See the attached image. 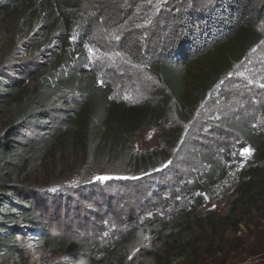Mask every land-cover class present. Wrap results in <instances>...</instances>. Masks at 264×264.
<instances>
[{"label":"trees","instance_id":"16d2710c","mask_svg":"<svg viewBox=\"0 0 264 264\" xmlns=\"http://www.w3.org/2000/svg\"><path fill=\"white\" fill-rule=\"evenodd\" d=\"M26 2L43 10L44 45L56 41L62 56H52L48 76L30 86L22 83L20 71L8 77L0 72V261L22 257L17 236L30 230L48 253L64 256L55 264H126L139 245L147 250L134 264L193 263L203 246L217 243L220 230L236 233L244 224L249 231V221H264L263 127L242 118L231 127L234 136L221 134L222 154L197 150L203 170L177 183L160 181L156 173L177 163L169 155L180 148L183 126L162 135V149L137 155L131 148L141 128L166 123L172 101L182 124L191 122L186 112L204 101L232 59L239 61L264 40V0H0V13ZM106 18L118 28L98 24ZM77 22L88 33L70 42ZM111 35L121 37L117 48L111 47ZM89 37L103 38L131 63L147 66L161 85L160 105L114 99L100 71L84 68ZM205 58L208 63L200 62ZM196 67L201 68L193 72ZM77 96L80 102L73 99ZM258 104L264 113V104ZM232 147L251 151L240 170L230 165ZM55 158L68 168L83 161L101 166L111 181L80 182L79 205L64 188L41 191L43 186L30 184L31 173ZM57 171L45 183L53 182ZM231 174L237 178L227 190ZM140 176L149 177V196L127 202ZM214 192L227 201L225 215L202 210L206 200L218 199ZM97 203L103 209L92 210L93 219L83 216L86 232L72 231L68 224L80 220V210ZM259 234L263 239L264 225Z\"/></svg>","mask_w":264,"mask_h":264},{"label":"rangeland","instance_id":"374dc122","mask_svg":"<svg viewBox=\"0 0 264 264\" xmlns=\"http://www.w3.org/2000/svg\"><path fill=\"white\" fill-rule=\"evenodd\" d=\"M96 1L101 2L103 0ZM83 16H86V13L81 17L84 18ZM102 22L98 24L103 26L107 24L115 27V29L118 28V23L114 24L109 22L108 19H104ZM45 24L43 10L37 2H26L0 13V72L3 76H14L12 71H20L22 73V83L28 86L35 84L34 81L39 77L48 76V73H50L48 62L52 56L61 51V45L53 40L44 45ZM85 29L86 26H82L77 22L70 33V42H74L77 34L86 35L88 32ZM111 39V47L117 48V45L121 43V37L111 35ZM85 50L88 64L84 68H95V70L100 71L101 78L111 85L114 99L134 106L146 105L150 108H157L160 105L158 94L161 85L147 66H137L131 63L119 50L109 48L103 38L89 37L86 41ZM59 56H62L61 52ZM208 59L205 58L200 62L207 61L208 63ZM210 59L215 60L216 54H212ZM234 60L232 59L231 67L222 73L219 81L212 85L204 101L195 110L186 112L189 117L186 116V118L191 120L190 123H187V125L182 124L180 120L182 117H180V113H177L178 107L172 101L167 108V121L164 125L159 128H141L131 140L132 151L137 155L154 149H162L163 145L160 141L162 135L174 127L183 126V140L180 148L175 152V155L173 153L169 155L173 160L175 157L177 163L160 167L157 170L158 173H156L159 175L158 180L177 183L188 178V174L202 171L203 166L194 156L195 152L205 148L212 154H222L221 134L231 133L234 136L231 127L242 118L248 119L249 124L255 123L257 126L264 128V113L261 112L258 104L260 101L264 104V40L252 50H248L239 61ZM201 67L206 72L209 71L206 66ZM201 67L191 69L196 72ZM10 80L13 81L11 77ZM73 99L80 102L78 96ZM1 128L0 125V131ZM230 143L235 144L236 142L231 141ZM231 151L232 163L230 165L240 170L247 160L246 153H243L241 149L233 151V147ZM235 152H241V155L239 156ZM87 164L84 161L76 162L68 168L59 159L47 160L46 165L42 166L40 164L41 167L38 172H34L36 174L31 173L32 176L28 180L32 185L43 186L40 189L41 191L52 190L56 192L58 188H64L66 190L65 195L72 198L76 205H79L83 201L81 199L83 195L78 194L80 190L78 185L82 184L80 182L92 180L96 183H109L111 181V178L97 179V177H109L100 171L103 167ZM56 169L60 175H55L53 182L45 183L48 176L52 172L55 173ZM164 176H166L165 179H163ZM149 177L140 176L137 179L139 184L134 182L131 185L133 190L128 193V198H131V196L132 198L127 202L133 203L134 196L136 198L149 196V193H145V190L149 188L147 183ZM235 178H237V174L229 175L228 184L230 186L227 185V190L232 188V180ZM109 189L107 187L104 191ZM228 194L229 192L225 191L224 196ZM213 196H217L218 199L206 200L202 210L225 215L227 209L226 199L221 198L222 195L216 192L213 193ZM101 209H103L101 203H97L96 206L91 205L85 208L84 211L80 210L82 212L79 215L80 217L78 216L80 220L69 223V227L78 235L79 232L80 234L86 232L88 224L83 222L84 217L86 216L89 220L93 219L90 217L92 215L91 211H101ZM104 209L106 208L104 207ZM252 222H256L254 227ZM252 222H248L251 224L249 231L254 232L251 235H249V231L244 224L238 226L239 231L236 233L220 230L218 238L214 239L217 243L209 244L212 242L210 241L203 246L199 253L200 257L196 261L193 263L179 261L173 264H264V238L261 239L259 234L263 232L264 221L259 219ZM17 240L24 250L22 257L17 258L15 261L11 259L2 260L0 264H55L64 258L62 254L52 255L48 253L42 247L38 234L34 231L24 230L22 236H17ZM146 250V245H139L129 256L126 264H134L139 261Z\"/></svg>","mask_w":264,"mask_h":264},{"label":"snow or ice","instance_id":"6c2138e0","mask_svg":"<svg viewBox=\"0 0 264 264\" xmlns=\"http://www.w3.org/2000/svg\"><path fill=\"white\" fill-rule=\"evenodd\" d=\"M243 153H246L248 155H251L250 149H247V148L243 149ZM97 179H99V180H105V179H109V177H97Z\"/></svg>","mask_w":264,"mask_h":264}]
</instances>
